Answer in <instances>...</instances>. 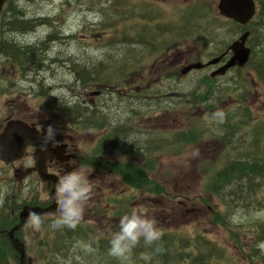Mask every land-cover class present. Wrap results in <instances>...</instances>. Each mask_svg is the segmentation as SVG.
<instances>
[{
	"label": "rangeland",
	"instance_id": "obj_1",
	"mask_svg": "<svg viewBox=\"0 0 264 264\" xmlns=\"http://www.w3.org/2000/svg\"><path fill=\"white\" fill-rule=\"evenodd\" d=\"M14 1L18 8L24 10L28 18L40 19L41 22H36L34 26L36 30H32L34 34L32 31L27 33L14 31V33L9 32L8 36L21 44H35L51 33H58H55L57 36L50 41L52 44L49 45V51L44 50V58L42 55H35V59L46 60L43 68L35 73L27 72L26 76H23L8 61L0 62V86H5L0 87V91H2L0 94V130L5 121L10 118L22 119L29 123H36L41 118L44 123L50 124L52 120V123L62 124L63 118L60 113H51L43 109L41 100L44 96L40 92L47 91L58 102H61L60 99L53 94L67 93L73 102L83 94V91L73 86V76L70 71L72 64L69 65V59L75 58L78 62L87 63L89 60H99L103 57L106 49L102 45L111 32L110 29L122 28L124 25L121 21L122 16L110 7V2L127 3L129 7L140 11L142 10L141 6L144 5V11L148 13L155 10L161 11L163 13L161 17L164 19L173 16L176 7L190 5L203 6L210 14L218 15L216 9L218 0ZM258 8H260L259 5ZM136 10L133 12L136 13ZM182 14V12L179 13V16ZM135 18L137 17L130 18L129 22L132 23ZM174 23H179L177 17L174 19ZM39 29L42 32H38ZM50 31L51 33H49ZM35 32H38L39 35H35ZM214 32L222 37L225 36L226 40H233L228 36L226 29L220 25L215 27ZM254 37L260 45H264V21L259 24ZM53 42H55L54 45ZM209 51H213L211 45ZM202 52L204 54L199 56V53ZM213 55L215 54L208 53L206 48H201L197 43L188 40L183 42L180 47L170 49L167 54L146 62L139 76L143 75L142 77L145 79L143 83L147 88H150L151 81L159 82L160 77L171 69H175L173 67L181 68L185 62L187 64L197 60L206 62ZM56 58L58 62L53 61ZM59 62L60 64H58ZM63 62L68 67H65ZM213 69L206 67L199 71H192L183 77L180 76L179 79L170 83L173 85L169 91L171 96L165 100L155 99L154 102L153 99H150L156 106L152 110L143 108L142 115L144 117H141L140 120L137 119V127L140 122L139 127L141 128L138 131L143 133L144 137L147 136L146 130L167 134L183 129L196 131L195 126L198 129L201 125L206 126L213 133L211 136L209 134L189 139V142L184 146L173 151L160 150L155 155L147 153L150 158L153 156V162L151 159L148 162V158H134L137 159L135 161L131 159L135 153L131 157L124 156L113 150L112 147L109 148V145L105 144L104 138H100L104 133L98 134L99 131L70 133L75 137L74 144L78 151V158L71 163H74L76 168L84 167L89 170L91 172L89 179L93 184V192L82 222L94 224L102 235H107L113 232L115 227H118L121 215H115L113 212L118 210L120 204L123 205L121 210L123 214L132 207H145L148 214L157 219L158 227L162 232L168 231L190 238L197 235L206 236L225 248L230 255V260L236 263L249 264L244 253L252 244L255 251L260 250L264 253V240H259L254 244L255 227L264 220V204H258L255 201L247 203L243 207L238 204L229 206V221L232 228L238 233L230 232L215 219V212L217 210L225 211L227 203L224 204L225 196L221 199L219 197L221 195L215 194L214 190L210 188L213 177L205 170L207 164L213 161L218 154L228 149L234 152L245 148L251 139L249 129H236L229 132L223 127L218 117L212 120L207 113L214 109H218V113H223L232 112L233 108L237 110L247 108L249 118L264 123V86L251 71L246 75L244 72L241 74L232 70L226 76L218 77L217 84L219 89L226 88L227 92L232 87L237 91L240 84L234 85L236 79L241 80L244 77L249 84V91L245 92L246 100L244 102L239 101L237 96L236 99L231 91L222 95L220 104L215 105L213 109L196 102L191 106H189L191 103H184L186 95L191 91L202 92L204 90L205 87L200 81L205 76H209ZM106 74L113 76V72L110 71H106ZM135 80L136 84L142 81L140 77ZM167 86L168 80L165 81L164 88ZM91 89L95 88L91 87ZM151 98H153L152 95ZM102 101L105 102V113L110 115L115 113V106H120L122 110L124 109L123 105L126 107L125 99L117 98L111 94L106 100L102 98ZM209 102H213L212 98ZM109 105L112 107L107 108ZM124 115L121 111L116 113V116L119 117ZM138 131L137 133H139ZM134 135L136 136V134ZM242 144L243 147H241ZM262 149L264 151V147ZM129 159L133 164L143 167L146 177L151 182L149 186H144L141 183L137 188H132L114 170L113 163L122 165ZM144 159L146 162H139ZM17 167L16 165L9 166L4 170L5 193H8L5 195L6 208L11 209L15 202L21 208L23 204H28L31 201H47L49 191L46 184L36 177H32L33 175L24 182L14 181L12 171ZM154 183L159 186L160 192L151 190ZM8 230L9 228L5 233H0V264H18L17 253L11 247L7 236ZM42 234V229L39 232H33L28 227V222L17 234L32 259L35 257L33 241Z\"/></svg>",
	"mask_w": 264,
	"mask_h": 264
},
{
	"label": "trees",
	"instance_id": "obj_2",
	"mask_svg": "<svg viewBox=\"0 0 264 264\" xmlns=\"http://www.w3.org/2000/svg\"><path fill=\"white\" fill-rule=\"evenodd\" d=\"M255 1L260 8L255 18L246 26L210 14L203 6H179L176 7L173 16L164 19L161 17L163 15L161 11L155 10L152 13L144 11V5L141 6L142 10L140 11L129 7L127 3L110 2V7L122 16L123 27L110 29L111 32L102 45L106 50L101 59L89 60L87 63L69 59L72 63L70 71L73 76V86L79 90L96 87L103 91L104 95L106 94L103 100H106L111 94L117 98L125 99L126 107L123 105L124 109L122 110L120 106H115V113L110 115L105 113V102L102 100L98 106L84 105L80 99H76L70 106H66L56 104V100L47 91L40 92L44 96L41 100L42 106L48 111L62 113L67 124L75 130L105 129L103 138L109 148L112 147L123 154L135 153L133 157L148 158V162L150 159L153 162V156L150 158L147 153L155 155L160 150L173 151L184 146L189 142V139L209 134L211 136L213 133L206 126L201 125L198 129L195 126L196 131L183 129L167 134L146 130V139L137 140L136 144H129L121 140V137L130 134L144 137L143 133L138 131L141 128L139 124L138 127L134 126L133 121L144 117L142 115L143 108L152 110L156 106L150 99H153L154 102L155 99L165 100L171 96L169 91L173 85L170 83L180 78L178 68L173 67L175 69H171L160 77L159 82L151 81L150 88H147L143 83L145 82L143 75L139 76L145 63L167 54L170 49L178 48L188 40L197 43L201 48H206L208 53L215 54L211 56L214 57L223 54L236 35L248 30L250 35L247 43L251 48V55L246 67L235 72L241 74L244 72L247 75L251 71L264 86V45H260L254 37L259 24L264 21V0ZM133 10L137 12L134 13ZM181 12L183 14L179 16ZM133 17L137 18L132 23L129 22V19ZM176 17L179 23H174ZM39 20L38 22L41 21ZM36 22L37 19L28 18L24 10L15 5L14 0L7 1L0 15V62L8 61L23 76H26L27 72L35 73L43 68L46 60L35 59V55L43 57L44 50L49 51V44L52 43L50 41L57 35L51 33L46 36V40L43 39L35 44H21L8 36V33L10 31L21 33L32 31ZM217 25L224 27L228 36L233 40H226L225 36L222 37L214 32ZM12 44L15 46L14 48H12ZM210 45L212 52L209 51ZM15 48L20 49L16 50ZM203 54V52L199 53V56ZM106 71L113 72V76H108ZM139 77L142 81L136 84L135 79ZM166 80H168V86L164 88ZM200 83L205 87L204 90L202 92L191 91L186 95L184 103H191L189 104L191 106L196 102L213 109L215 105L220 104L222 95L232 91L236 99L238 97L239 101L244 102L246 100L245 92L249 91V84L244 77L241 80L236 79L234 85L240 84L237 91L234 87L229 89V92L226 91V88L219 89L217 78L210 76H205ZM135 85L138 87L136 93L133 92ZM123 90H127V92L124 93ZM1 93L2 91H0ZM134 94H136V99H134ZM48 97L50 99L47 100ZM211 98L212 103L209 102ZM111 107L109 105L107 108ZM233 110L232 112H223L222 116L217 115L218 109L207 114L212 120L218 117L223 127L229 132L236 129H249L251 139L245 148L234 152L228 149L218 154L213 161L207 164L205 170L213 177L210 188L214 190L215 194L221 195L219 196L221 199L225 196L224 204L227 203L225 211L217 210L215 212V219L230 232L238 233L230 224L229 206L238 204L243 207L247 203L255 201L258 204H264V151L262 149L264 147V123L249 118L247 108L244 110L233 108ZM120 111L125 115L116 116V113L118 114ZM145 159L139 162L144 163ZM112 165L124 182L132 188H137L141 183L144 186H149L151 183L150 179L146 177L143 167L133 164L131 160L122 165L114 163ZM153 186L152 191L160 192L158 185L154 183ZM6 207L7 200L5 199V206L0 207L1 229L10 228L17 222V204H13L12 210ZM117 209L112 212L122 216L123 205L120 204ZM41 229L43 230L42 236L35 238L32 244L35 253L33 264H239L230 260V255L225 248L203 235L190 238L164 231L158 244L147 247L141 241L130 257L118 259L109 255L108 239L111 232L102 235L97 226L92 223L81 222L75 229H54L51 219L47 218ZM255 235L254 244L259 240H264V220L255 227ZM157 246H160L162 251L156 252ZM252 246L253 244L244 253L249 264H264V253L260 250L255 251ZM145 255L150 259H143L142 257Z\"/></svg>",
	"mask_w": 264,
	"mask_h": 264
},
{
	"label": "clouds",
	"instance_id": "obj_3",
	"mask_svg": "<svg viewBox=\"0 0 264 264\" xmlns=\"http://www.w3.org/2000/svg\"><path fill=\"white\" fill-rule=\"evenodd\" d=\"M53 95L66 106H70L73 102L67 93ZM217 115L222 116V113ZM142 139L146 137H137L134 134L121 137L122 141L129 144H136L137 140ZM54 143L55 130L49 126L43 132V147L46 149L49 144ZM90 174L91 172L86 168L78 167L59 176L54 191L57 208L51 214L54 229H75L82 222L93 192L92 180L89 179ZM46 219L47 217H42L35 211H29L28 227L33 232H39ZM162 235L157 219L148 214L147 208L132 207L120 217L117 230L111 232L109 236V255L118 259H126L132 255L141 241L145 246L152 247L161 241ZM155 251L160 252L162 248L157 246ZM142 258L150 259L147 255Z\"/></svg>",
	"mask_w": 264,
	"mask_h": 264
},
{
	"label": "water",
	"instance_id": "obj_4",
	"mask_svg": "<svg viewBox=\"0 0 264 264\" xmlns=\"http://www.w3.org/2000/svg\"><path fill=\"white\" fill-rule=\"evenodd\" d=\"M7 0H0V13ZM217 10L220 15L225 18L231 19L241 25H246L256 13V5L254 0H218ZM249 35L245 31L238 39H236L230 46L229 50L232 52L230 58L219 68L211 73L212 77L217 75H224L227 70L234 66H244L250 55V48L246 46V40ZM221 57H217L206 64L192 63L186 65L181 73L185 74L192 69H201L206 65L216 64L220 61ZM28 146L36 147L34 152L35 166L33 168H19L15 169L14 176L17 180H21L25 175L29 174L32 170L36 171L39 177L53 187L50 192L51 204L47 207L39 206H24L19 214V223L9 231V237L14 249L18 252L19 264H32L31 257L25 252L24 245L14 236V232L18 230L25 220L28 218L29 211H35L38 214H47L57 208V203L54 199L55 185L57 177L47 173L45 162L52 159L56 154H63L65 146H56L49 144L46 149L43 147V132H40L33 125H29L19 119L8 120L0 132V160L5 163L14 162L19 160ZM58 157V155H57ZM60 158V157H58ZM65 156L63 160L69 159Z\"/></svg>",
	"mask_w": 264,
	"mask_h": 264
},
{
	"label": "flooded vegetation",
	"instance_id": "obj_5",
	"mask_svg": "<svg viewBox=\"0 0 264 264\" xmlns=\"http://www.w3.org/2000/svg\"><path fill=\"white\" fill-rule=\"evenodd\" d=\"M136 91L137 90L135 88L134 92H136ZM90 95H91V93H90ZM97 96L100 97V94L96 95V97ZM131 98H132V95H131ZM90 99L91 98H89L88 100H90ZM134 99H136V94H134ZM92 102L93 101H89L90 104H92ZM31 124L36 126L42 132H44L49 126H51L55 130V145L57 147L59 145L65 146V150H64L63 154H56V151H53L54 154L52 156V159L51 160L48 159L45 162V166H46L48 173H51L52 175H54L58 179L60 175H63L64 173L71 171L72 169L76 168V165L74 163H71V162L75 161V159L78 158V151H77L76 145L74 144L75 137L70 134L71 132L66 130V128L64 126H62L61 124H57L55 122L52 123V120L50 121V124H49L47 122L44 123L43 119L40 118V119H38V122L31 123ZM92 137H93V135H92ZM34 152H35L34 147H28L26 149L23 157L20 160L13 162L11 164H5V163H2L0 161V182H1L0 204H2V203H3V205L5 204V202H4V200H5V182H6L5 181L6 179L4 176L5 167L8 168L9 166H15V165L18 166L17 168H22V167H27V168L30 167L31 168V167H33L35 164ZM57 155L60 158H58ZM65 156H69L70 158L63 160ZM30 176L36 177L39 180V177L37 176V174L34 171H32L21 182H24ZM45 184H46L47 190L50 191L51 187L48 186L47 183H45ZM35 202L42 207L49 205L48 201H45V202L35 201ZM3 229L5 230V227Z\"/></svg>",
	"mask_w": 264,
	"mask_h": 264
},
{
	"label": "bare ground",
	"instance_id": "obj_6",
	"mask_svg": "<svg viewBox=\"0 0 264 264\" xmlns=\"http://www.w3.org/2000/svg\"><path fill=\"white\" fill-rule=\"evenodd\" d=\"M50 1H51V0H50ZM39 21H40V20H39ZM37 22H38V19H37ZM40 22H41V21H40ZM46 26H47V25H46ZM36 27H37V25H36ZM37 28H38V27H37ZM46 28L48 29V27H46ZM32 30H33V29H32ZM35 30H36V29H35ZM50 30H51V29H50ZM6 31H7V30H6ZM39 31L42 32V30H40V29L38 30V32H39ZM45 31H46V30H45ZM47 31H48V30H47ZM7 32H8V31H7ZM10 32H12V31H10ZM38 32H37V33H38ZM41 32H40V33H41ZM13 33H14V32H13ZM26 33H27V32H26ZM32 33H33V31H32ZM32 33H31V34H32ZM35 33H36V32H35ZM37 33H36L35 35H39V33H38V34H37ZM49 33H51V31H50ZM55 33H58V32H55ZM33 34H34V33H33ZM42 34H43V33H42ZM61 34H62V32H61ZM6 35H7V34H6ZM8 35H9V34H8ZM27 35H28V34H27ZM40 35H41V34H40ZM54 35H55V34H54ZM56 35H57V34H56ZM58 35H59V34H58ZM36 37H37V36H36ZM39 37H40V36H39ZM41 37H42V36H41ZM50 37H51V36H50ZM32 38H33V37H32ZM36 39H37V38H36ZM42 39H43V38H42ZM53 39H55V36H54ZM57 39H59V38L57 37ZM61 39H62V38H61ZM7 40H8V39H7ZM45 40H46V38H45ZM49 40H50V39H49ZM62 40H63V39H62ZM34 41H35V40H34ZM56 41H58V40H56ZM10 42H11V41H10ZM46 42H47V41H46ZM58 42H59V41H58ZM60 42H61V41H60ZM60 42H59V43H60ZM54 43H55V42H53V45H54ZM59 43H58V44H59ZM13 44H15V43L13 42ZM13 44H12V45H13ZM17 44H18V43H17ZM43 44H44V43H43ZM51 44H52V43H51ZM49 45H50V44H49ZM53 45H51V46H53ZM16 46H17V45H16ZM19 46H20V45H19ZM45 46H46V45H45ZM51 46H50V47H51ZM58 46H59V45H58ZM60 46H61V45H60ZM14 47H15V46L13 45L12 48H14ZM44 48H45V47H44ZM46 48H47V46H46ZM54 48H55V47H54ZM58 48H59V47H58ZM15 49H16V48H15ZM17 49H18V48H17ZM17 49H16V50H17ZM19 49H20V48H19ZM19 49H18V50H19ZM13 50H14V49H13ZM16 50H15V51H16ZM22 50H23V49H22ZM56 50H57V49H56ZM58 51H59V50H58ZM55 53H56V52H55ZM55 53H54V54H55ZM7 54H8V53H7ZM9 54H10V53H9ZM56 55H57V54H56ZM73 56H75V55H73ZM56 57H58V56H56ZM61 57H62V56H61ZM75 57H76V56H75ZM71 59H72V58H71ZM74 59H75V58H74ZM65 60H67V59H65ZM19 61H20V60H19ZM63 61H64V60H63ZM21 62H22L21 64H23V61H21ZM25 62H26V61H25ZM67 62H68V61H67ZM72 62H73V61H72ZM54 63H55V62H54ZM69 63H70L69 65L72 64L71 62H69ZM24 64H26V63H24ZM56 64H57V62H56ZM58 64H60V62H59ZM63 65H64V62H63ZM64 66H65V65H64ZM66 66H67V64H66ZM66 66H65V67H66ZM67 67H68V66H67ZM71 67H72V66H71ZM57 68H58V67H57ZM60 68H61V67H60ZM63 68H64V67H63ZM63 68H62V69H63ZM65 69H66V68H65ZM60 71H61V69H60ZM64 71H65V70H64ZM66 71H67V69H66ZM67 72H68V71H67ZM67 74H68V73H67Z\"/></svg>",
	"mask_w": 264,
	"mask_h": 264
}]
</instances>
